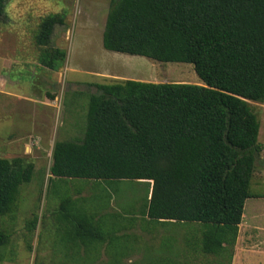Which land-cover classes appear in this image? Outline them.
Listing matches in <instances>:
<instances>
[{"label":"trees","instance_id":"16d2710c","mask_svg":"<svg viewBox=\"0 0 264 264\" xmlns=\"http://www.w3.org/2000/svg\"><path fill=\"white\" fill-rule=\"evenodd\" d=\"M6 4L0 0V21L7 19ZM65 25L64 14L40 23L35 44L44 68L65 64L67 52L52 46L55 29ZM103 46L191 64L203 85H97L88 98L84 137L54 144L50 181L148 184L150 197L139 209L142 228H191L183 246L174 230L134 264H233L246 202L258 198L250 189L262 152L261 124L250 103H264V0H111ZM35 172L21 158H0V217H13L20 187ZM111 199L99 210L90 200L63 201V218L75 223L74 264H96L101 251L110 264L119 261L117 252L133 257L136 209L122 222V215L108 212ZM36 225L34 218L27 228L33 232ZM11 237L0 229V264Z\"/></svg>","mask_w":264,"mask_h":264},{"label":"rangeland","instance_id":"374dc122","mask_svg":"<svg viewBox=\"0 0 264 264\" xmlns=\"http://www.w3.org/2000/svg\"><path fill=\"white\" fill-rule=\"evenodd\" d=\"M110 6L111 0H7V19L0 21V158H21L33 163L36 172L20 187L13 217H0V229L12 236L2 249L3 264H74L77 252H71L70 235L75 223L62 216L68 198L90 200L98 210L112 198L108 212L122 215V222L126 211L136 209L138 218L130 231L135 252L130 260L117 252L116 264L141 260L147 248L161 247L174 230L180 234L179 242L191 232L190 227L174 225L142 228L139 209L150 197L148 184L124 181L108 187L87 180L50 181L54 144L84 137L88 98L97 94V85L128 80L203 85L191 64H165L106 50L103 34ZM54 14L66 15V25L55 29L52 46L65 50L67 57L63 67L52 71L39 64L35 36L42 19ZM250 104L261 124L262 152L256 155L250 189L258 198L246 202L241 225L247 235L241 245L242 251L253 254L249 264H264V103ZM34 218L37 225L31 232L27 227ZM121 244L124 247L123 240ZM104 253L96 264H110Z\"/></svg>","mask_w":264,"mask_h":264},{"label":"crops","instance_id":"0c3cea01","mask_svg":"<svg viewBox=\"0 0 264 264\" xmlns=\"http://www.w3.org/2000/svg\"><path fill=\"white\" fill-rule=\"evenodd\" d=\"M248 203V202H247ZM247 205V204H246ZM242 224V223H241ZM243 225H240V228H239V237H238V242H237V246H236V252H235V256H234V259H233V264H236L237 260H238V264L240 262H242L241 264H249V261L251 260L252 262H254L253 259H251L250 257L253 255L251 251L245 253L244 250L242 251V245H241V242L243 239V236H246L247 235V232L244 230L243 232V228H242ZM246 243V242H245ZM247 250V249H246ZM243 252V253H242ZM247 254V255H246ZM243 255H245L247 258L244 259L243 258ZM242 256V257H241ZM240 257V258H239ZM241 260V261H240Z\"/></svg>","mask_w":264,"mask_h":264},{"label":"clouds","instance_id":"9594fccd","mask_svg":"<svg viewBox=\"0 0 264 264\" xmlns=\"http://www.w3.org/2000/svg\"><path fill=\"white\" fill-rule=\"evenodd\" d=\"M15 6H16V5H15V4H13V5L11 6V8H15ZM10 11H11V9H10Z\"/></svg>","mask_w":264,"mask_h":264},{"label":"water","instance_id":"95a60500","mask_svg":"<svg viewBox=\"0 0 264 264\" xmlns=\"http://www.w3.org/2000/svg\"><path fill=\"white\" fill-rule=\"evenodd\" d=\"M153 184V182H151Z\"/></svg>","mask_w":264,"mask_h":264}]
</instances>
